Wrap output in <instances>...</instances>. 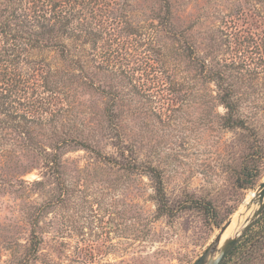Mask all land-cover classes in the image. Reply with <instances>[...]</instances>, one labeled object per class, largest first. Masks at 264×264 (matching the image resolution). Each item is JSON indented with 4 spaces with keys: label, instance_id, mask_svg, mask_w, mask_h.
Here are the masks:
<instances>
[{
    "label": "rangeland",
    "instance_id": "obj_1",
    "mask_svg": "<svg viewBox=\"0 0 264 264\" xmlns=\"http://www.w3.org/2000/svg\"><path fill=\"white\" fill-rule=\"evenodd\" d=\"M66 3L96 11L86 43L59 40L83 74L56 50L0 38V264H194L264 182L262 161L255 187L237 188L248 152L208 77L220 70L240 115L264 128V0H170V24L162 0ZM192 199L220 218L237 209L217 228Z\"/></svg>",
    "mask_w": 264,
    "mask_h": 264
},
{
    "label": "trees",
    "instance_id": "obj_2",
    "mask_svg": "<svg viewBox=\"0 0 264 264\" xmlns=\"http://www.w3.org/2000/svg\"><path fill=\"white\" fill-rule=\"evenodd\" d=\"M162 1L168 14L166 23L170 24V0ZM92 3L94 1H86L87 5ZM73 8L67 7L66 0H0V38L6 40L4 42H7L8 45L9 40H19L24 45L21 48L22 51H26L28 47L37 50H56L62 61L70 62L79 74H83L86 71L85 62L80 57H74L70 52L69 45L59 40H76L80 41L81 45L86 43L85 38L93 34L92 31L89 33L88 30L87 14L91 16L96 11L91 10L84 14L87 8L82 9V12H72L71 9L74 11ZM13 26L20 30L13 28ZM16 49L18 48L15 47L11 51H16ZM191 56L189 55V57ZM10 61L15 63L14 59H10ZM205 69L207 68L205 67ZM208 77L210 81L217 83L220 91L218 100L227 110L221 118L222 125L228 130L243 133L242 139L248 152L236 178L237 188L240 190L252 189L260 178L261 165L264 161V128L261 129L248 123L240 115L237 102L234 100L233 89L227 84L225 75L220 70L211 71ZM105 116L111 124L118 117L115 108L110 106L106 107ZM114 137H118L119 140L118 133L114 134ZM119 142L120 140L117 142V147L120 149L121 156L124 157L128 147L123 144L119 145ZM83 145L85 147V143ZM131 153L133 154L132 150ZM46 154L48 156L46 165L52 166L55 161L49 158L50 153ZM133 166L139 167V164L135 161L133 164L132 162L128 163L127 167ZM151 169L149 172L156 183L157 201L161 209L166 214H170L174 207L167 199L161 178L156 174L154 168ZM190 205L193 209L201 211L208 222L217 228L222 227L223 223L237 209L235 207L230 208L227 215L220 218V213L207 199H192ZM38 245L39 242L34 235L29 251L36 253ZM221 264H264V210L262 216L243 235Z\"/></svg>",
    "mask_w": 264,
    "mask_h": 264
},
{
    "label": "water",
    "instance_id": "obj_3",
    "mask_svg": "<svg viewBox=\"0 0 264 264\" xmlns=\"http://www.w3.org/2000/svg\"><path fill=\"white\" fill-rule=\"evenodd\" d=\"M251 210V216L247 218L236 235H229L225 239L223 238L231 225V221L221 229L219 234L194 264H221L224 261L243 235L262 216L264 210V182L258 188L254 198L246 205L245 213H248Z\"/></svg>",
    "mask_w": 264,
    "mask_h": 264
},
{
    "label": "bare ground",
    "instance_id": "obj_4",
    "mask_svg": "<svg viewBox=\"0 0 264 264\" xmlns=\"http://www.w3.org/2000/svg\"><path fill=\"white\" fill-rule=\"evenodd\" d=\"M252 214V210L248 213H244V214H240L238 216H236L233 220V222L231 223L230 227L228 228V230L226 231L225 235H224V239L227 236H231V235H236L239 230L241 229V227L243 226V224L245 223V221L247 220V218L249 216H251Z\"/></svg>",
    "mask_w": 264,
    "mask_h": 264
}]
</instances>
